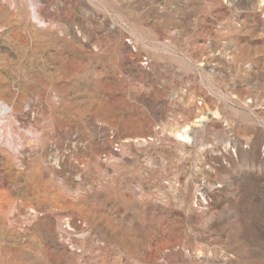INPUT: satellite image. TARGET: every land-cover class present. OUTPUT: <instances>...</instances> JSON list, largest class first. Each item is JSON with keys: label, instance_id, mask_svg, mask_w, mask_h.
Listing matches in <instances>:
<instances>
[{"label": "rangeland", "instance_id": "obj_1", "mask_svg": "<svg viewBox=\"0 0 264 264\" xmlns=\"http://www.w3.org/2000/svg\"><path fill=\"white\" fill-rule=\"evenodd\" d=\"M0 264H264V0H0Z\"/></svg>", "mask_w": 264, "mask_h": 264}, {"label": "bare ground", "instance_id": "obj_2", "mask_svg": "<svg viewBox=\"0 0 264 264\" xmlns=\"http://www.w3.org/2000/svg\"><path fill=\"white\" fill-rule=\"evenodd\" d=\"M3 110H4V109H3ZM183 130H184V129H183ZM179 132H180V131H179ZM186 133H187V130H186ZM188 134H189V133H188ZM181 135L185 137L186 134H185V133H182Z\"/></svg>", "mask_w": 264, "mask_h": 264}]
</instances>
